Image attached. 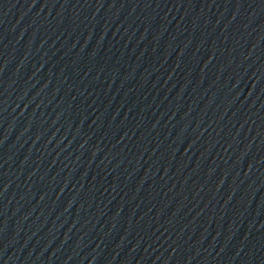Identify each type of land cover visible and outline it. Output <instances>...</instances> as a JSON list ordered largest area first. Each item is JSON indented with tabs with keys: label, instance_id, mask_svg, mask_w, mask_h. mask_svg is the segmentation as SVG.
Here are the masks:
<instances>
[{
	"label": "water",
	"instance_id": "1",
	"mask_svg": "<svg viewBox=\"0 0 264 264\" xmlns=\"http://www.w3.org/2000/svg\"><path fill=\"white\" fill-rule=\"evenodd\" d=\"M0 264H264V0H0Z\"/></svg>",
	"mask_w": 264,
	"mask_h": 264
}]
</instances>
